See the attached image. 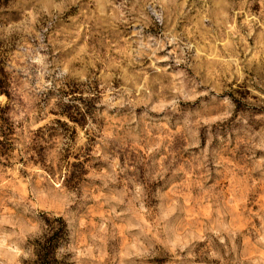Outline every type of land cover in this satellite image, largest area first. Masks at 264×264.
<instances>
[{"label":"rangeland","instance_id":"374dc122","mask_svg":"<svg viewBox=\"0 0 264 264\" xmlns=\"http://www.w3.org/2000/svg\"><path fill=\"white\" fill-rule=\"evenodd\" d=\"M230 2L188 0L184 12L174 20L175 30L184 43L195 45L184 55L187 62L197 65L199 75L192 68L187 69V75L196 76L197 83L204 79L218 85L220 91L213 95L228 96L237 118L250 111L253 116L261 115L264 114V88H256L261 93L257 96L246 81L224 79L227 74L224 61L231 54L233 38L221 14L227 11L229 17L234 15L233 8L228 7ZM132 3L133 0H111V3L76 0L63 5L61 0H0V56L8 72L11 94L8 98L0 93V105H8L7 115L14 122L13 147L0 154V238L11 237L8 243L17 242L24 251L32 248L34 258L29 261L21 257L20 264H38L34 253L36 238L24 236L20 243L23 224L32 220V212L25 209L30 208L45 221L57 224L54 218L59 216V207L54 196L60 188H66L77 192L78 202L66 222L65 237L55 250L61 264H209L207 241H193L183 252L177 249L179 260L162 241L182 237L185 230L193 227H211L217 219L240 228L234 242L235 251L229 253L227 264H253V261L264 264L257 252L260 246L253 248L245 244V237L253 243L258 240L257 230L264 220L261 215L264 213V165L253 171L264 153L252 156L239 143L237 135L223 138L218 148L222 166H211L208 181H203L204 172L194 167V161L186 163L192 155L185 152L177 156L166 173L170 177L167 184L155 188L151 197L136 193L139 177L133 173L132 164L140 158L151 162L152 158L145 153L158 138L163 141L154 154L156 160L175 151L177 138L172 134L177 129L171 126L163 131L152 128L151 135L138 129L137 133L142 136L140 142L127 138L117 153L120 167L114 179L102 175L112 174L110 161L103 157L107 154L111 158L115 151L111 144L105 147L102 143L104 132L122 119L118 111L110 109L104 115L102 74L106 75L105 65L113 61H121L124 66L127 45L136 47L132 32L139 26L133 23L136 13L128 11ZM114 5L125 13L127 24L112 19L118 16ZM251 10L258 12L259 4H253ZM205 16L208 18L203 19ZM242 20V16H237L235 23L239 26ZM149 32L156 34V29L145 30L146 34ZM248 43L255 46L254 39ZM235 51L243 58L242 47ZM172 52V45L158 52L157 56H169V59L157 60L156 68L166 70L164 83H174L178 89L187 90L190 83L172 71L174 67L184 68V65H175V57L170 56ZM200 52H203L200 60L192 61ZM152 63L145 57L129 68V72L144 70L150 77L158 76L149 67ZM64 65L77 72L87 70L91 82L66 78L57 89L55 85L63 78ZM107 71L113 73V87L123 86L120 69ZM40 73L46 81H52L53 88L34 93ZM89 121L95 126L94 131H88ZM113 131L123 135L124 129L117 127ZM81 137L85 139L82 148L75 152L71 148H64L62 154L57 152L62 138L77 144ZM169 160L172 157L164 161L166 166ZM174 169L181 170L173 175ZM93 174L100 178L93 179ZM173 200L183 211L173 210ZM161 216H168V222L161 223ZM4 220L9 222L3 223ZM102 227L106 231H101ZM13 232L17 235L13 236ZM141 246L158 254L124 255L140 251Z\"/></svg>","mask_w":264,"mask_h":264},{"label":"clouds","instance_id":"9594fccd","mask_svg":"<svg viewBox=\"0 0 264 264\" xmlns=\"http://www.w3.org/2000/svg\"><path fill=\"white\" fill-rule=\"evenodd\" d=\"M61 2L63 5H70L76 0H61ZM97 2L99 3V0ZM107 2L111 3V0H107ZM187 3L188 0H133L132 8L128 11L129 13H136V19L133 23L139 26L138 30L132 32V36L136 38L133 41L136 47L133 48L131 44L127 45V49L123 53L127 61L124 66H122L121 61H113L105 65L106 75L102 74L103 83L101 87L105 89V92L101 104L106 106L104 115H107V110L110 109L118 111L122 117L118 124L104 132L102 143L105 147L111 144L115 151L112 152L111 158L107 154L103 157L106 161H110L112 174L109 176L108 173H103L102 175L114 179L116 170L120 167L117 153L125 145L127 138H130L134 143L140 142L142 136L137 133L138 129L148 135H151L150 129L152 128H156L158 131H163L169 126L177 129L172 134L177 138L175 151H169L166 156L156 160L154 154L162 146L163 141V138H158L153 145L147 147L145 153L146 156L152 158L151 162H146L140 158L132 164L133 173L139 177L136 193L147 194L148 197L153 195L155 188H162L170 181V177H167L166 173L172 168V163L177 156L185 152L192 155V159L186 163L194 161V167L202 169L204 172L203 181H208L211 178V166H222L218 148L226 136L230 137L235 134L240 137L239 143H242L252 156H255L257 152L264 153V114L253 116L250 111L247 115H241L237 118L234 105L230 103L228 96L213 95V92L220 91L218 85L204 79L197 83L196 76L199 75L197 65L187 62L184 55L185 51H191L195 45L192 42L184 43L181 34L175 30L176 24L174 22L178 15L184 12ZM257 3L259 4V11L253 12L252 6ZM113 7L118 12V16H113L112 19L127 24L129 21L125 19V13L115 5ZM228 7L233 8L234 15L229 17L227 11L221 15L233 39L230 45L232 51L229 59L224 61L225 72L227 73L224 75V79L237 78V83L246 81L249 89L259 96L261 93L256 91V88H264V0H231ZM101 14L103 15V12ZM237 16L243 17L239 26L235 23ZM207 18L205 16L203 19ZM229 20H231L230 23ZM152 28L156 29V34L145 33L146 29ZM250 39L255 40V46H249L248 41ZM167 45L173 46V52L170 53V56L175 57V65H184V68L174 67L172 71L190 83L191 87L187 90L178 89L174 83H164L166 70L156 68L157 60L169 59V56H157V53L165 50ZM238 47H242L243 58L240 57L239 52L235 51ZM202 55L203 52H200L191 60L199 61ZM145 57L153 61L149 67L159 73L158 76L150 77L149 73L144 70L129 72V68L141 63ZM109 68L120 69L119 78L124 81L120 88L113 87V73L107 71ZM188 68H192L196 72V76H188ZM61 71L63 78L59 84L55 85L57 89L63 86L66 78L78 79L82 83L91 82L87 70L77 72L70 70L68 65H64ZM218 75H223V73ZM52 88V81H46L44 74L40 73L38 83L32 91L41 93ZM141 125H143L142 129ZM117 127L124 129L123 135L118 131H113ZM94 130L95 126L89 121L88 131ZM84 144L85 139L83 137L78 140L77 144H72L71 141L66 142L62 138L58 141L57 152L62 154L64 148H71L75 152ZM193 150L196 151L193 152ZM169 157H172V160H169V164L166 166L164 161ZM129 163L132 162L129 161ZM141 165L143 167H140ZM261 165H264V158L259 159L258 163L254 164L253 171L259 170ZM125 168H127V164ZM120 170L124 171V169ZM180 170L174 169L172 174L175 175ZM92 178L98 179L100 177L93 174ZM54 198L59 207L58 215L63 216L65 222L69 221L73 206L78 202L77 192L60 188L55 192ZM141 207L143 208V204ZM172 208L174 211H183L182 206L178 205L176 200L172 201ZM25 211L32 212V220L23 224L22 231L19 233L20 243H22L24 236L43 240L48 233L55 234V231L66 226L57 223L53 229L43 217L38 215V212L27 207ZM261 215L264 216V213ZM168 220V216L159 217L161 223H167ZM8 222V220L3 221V223ZM101 231H106V229L102 227ZM206 233L210 235H206ZM257 233L259 238L255 243L245 237V244H250L253 248H257L259 245L257 252L264 259V252L261 251L264 249V220H262ZM238 234H240V228L233 227L231 223L225 224L221 219H217L211 227H204L203 229L193 227L185 230L182 237L166 238L162 243L179 260L177 249L183 252L193 241H207L206 255L209 264H213L215 261H219V264H227L229 253L235 251L234 242ZM12 235L15 236L17 233L13 232ZM10 239L9 236L0 238V264H4V261H8V264H20L19 258L21 257L29 261L34 258L31 247L24 251L17 242L9 244ZM214 241H218L219 244H215ZM129 254L143 257L155 256L158 253L141 246V250L138 252L124 253V255ZM246 258L251 259L250 257Z\"/></svg>","mask_w":264,"mask_h":264},{"label":"trees","instance_id":"16d2710c","mask_svg":"<svg viewBox=\"0 0 264 264\" xmlns=\"http://www.w3.org/2000/svg\"><path fill=\"white\" fill-rule=\"evenodd\" d=\"M8 72L4 68V59L0 56V93H4L8 98L11 97L9 91ZM8 105H0V154L5 153L13 147V138L11 134L14 132V122L7 115ZM57 223L66 225V222L61 216L54 218ZM51 228H55L51 222L46 220ZM67 231V226L61 227L55 234L48 233L43 240H34V253L37 256L38 264H61V260L55 256V250L62 242Z\"/></svg>","mask_w":264,"mask_h":264}]
</instances>
